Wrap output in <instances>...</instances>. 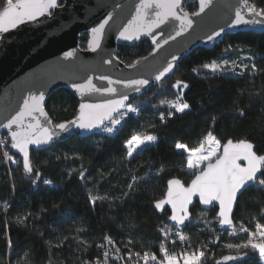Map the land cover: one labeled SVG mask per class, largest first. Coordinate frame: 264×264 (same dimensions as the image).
Returning <instances> with one entry per match:
<instances>
[{
    "label": "trees",
    "instance_id": "16d2710c",
    "mask_svg": "<svg viewBox=\"0 0 264 264\" xmlns=\"http://www.w3.org/2000/svg\"><path fill=\"white\" fill-rule=\"evenodd\" d=\"M251 2L264 7V0ZM184 10L195 12L197 2L185 0ZM87 40L88 33H82V47ZM152 48L150 40L144 38L133 45L120 44L117 56L130 64L148 55ZM250 56L252 60L247 59ZM225 59L248 64L249 68L212 73L202 67ZM252 63L260 71L253 73ZM178 80L188 87H173ZM178 95L190 105L183 113L161 103L175 101ZM128 103L139 112L129 113L112 134L98 129L88 136L74 134L44 149H32V174L24 172L22 158L12 151L11 156L21 163L10 161L7 165L0 149V264H83L97 257L102 263L106 249L98 245L105 243L106 234L121 247L125 258L129 248L133 253L157 250L164 239L159 228L172 223L169 209L158 211L154 202L165 195L170 178L178 177L188 184L194 176V170L186 166L187 153L177 149V143L196 147L212 132L222 143L230 138L248 139L264 151V31L227 33L211 49L195 48L181 59L172 75L153 81ZM45 107L57 124L76 116L79 100L69 89L60 88L50 94ZM160 114L165 117L163 121ZM136 133L154 135L156 141L129 159L126 140ZM81 170H86L84 180L79 176ZM36 171L40 178L34 185L30 177ZM133 175L143 179L124 198L122 193ZM45 180L52 184H45ZM89 193L111 199L98 200L93 206ZM194 205L191 222L183 231L189 238L188 247L207 245L203 264H264L258 252L249 249L237 253L225 247L228 242L247 239L248 233L239 231L241 223L249 231L264 224V191L249 187L238 198L235 234L231 235L233 230L218 228L215 206L204 209ZM27 213H31L28 220L18 223L17 218ZM78 228L84 230L77 232ZM128 240L132 244L125 248ZM228 254L242 259L223 261Z\"/></svg>",
    "mask_w": 264,
    "mask_h": 264
},
{
    "label": "snow or ice",
    "instance_id": "6c2138e0",
    "mask_svg": "<svg viewBox=\"0 0 264 264\" xmlns=\"http://www.w3.org/2000/svg\"><path fill=\"white\" fill-rule=\"evenodd\" d=\"M213 0H198V11L189 12L184 10L183 0H140L136 9V15L123 27L119 32V37L125 41L139 40L142 35L151 36L152 44L159 49L169 42V39H175L177 36L183 35L190 30L194 24L193 17L200 16L205 13L206 9L211 7ZM2 10H0V40H3V34L19 28L28 22L43 23L44 20L55 19L59 15L60 10H66L68 7L66 0H3ZM113 19L108 15L102 23L91 28V39L88 41V48L95 52L101 49V42L105 38L106 25ZM170 22H178V26L174 30V34L165 37L162 42L160 37L164 36L162 25H168ZM237 25H260L264 28V7H257L251 0H242L239 7L235 8L234 18L228 27ZM157 29H161L159 35H154ZM225 31L221 27L217 31H213L207 35V40L214 42L217 37ZM231 48V45L229 46ZM227 51V49H226ZM75 53L69 51L65 54L67 57H74ZM111 55V54H109ZM177 56L173 55L170 61H166L162 66L154 69L152 79L154 81L162 80L168 73L173 71L176 66ZM248 60L253 58L247 57ZM111 64L112 59L105 61ZM147 57L137 60L129 67H136L144 63L146 66ZM151 71V66H148ZM204 69L210 70L212 73L224 71L229 68L235 71L237 68L248 70V64H238L235 60H223L222 63L212 61L202 65ZM195 71V69H194ZM251 71L256 73L255 63L251 64ZM101 81H107L106 87H98L93 83V79L89 78L84 83H73L72 87L81 95V97L100 94L107 96L101 103H80L79 115L74 120L61 122L53 125L45 110V93L38 91V94L29 90L26 98L22 101V106L5 116L6 122H0V129H7L10 133L11 148L18 150L22 154V166L24 172L32 174L34 172L33 163L30 159V146L35 145L38 148L43 145H50L61 134L69 133L75 130L84 132H93L95 129H102L103 132L112 134L116 130V126L129 113H138V107L129 101V90L139 93L143 88L149 85V78H137L126 80H113L110 76L101 75ZM119 85L125 91H120ZM187 88L188 85L182 81H177L173 86L177 89ZM168 103L176 112L183 113L189 109L190 105L185 102L182 95H178L175 101H161ZM172 115V113H169ZM243 115V110H240ZM43 118V119H41ZM160 119H165L160 114ZM156 141V137L151 134H133L126 140V157L133 158V154L138 149L146 148ZM7 143L6 140L0 139V145ZM177 149L184 150L187 153L186 166L188 169L194 170V178L187 186L178 179L172 178L168 181V190L166 197L154 202V207L160 211L165 210L166 205H170L171 214L168 219L174 222L171 226L163 225L159 228L164 240L159 244V251L162 256L158 259L156 253L150 251L135 252L131 251L129 246L132 244L128 240L124 245L129 248L126 258L120 254L119 247H116V241L109 235L103 237L105 243L98 245L103 252L102 264H108L109 253L114 251L115 259L125 261V264H203L206 256L207 245L200 248L192 249L191 245L187 249L179 253L170 252L167 243L175 245L176 239L181 243H188L189 238L183 234L180 226H184L186 221H190V206L194 207V198L196 203L204 206H214L218 203L217 219L220 225H227L233 229L231 234H235V225L232 219L233 208L237 204L238 196L247 191L249 187H256L260 191H264V151L258 150L256 145L248 139H239L234 141L228 139L226 143H222L212 132H208L203 142L196 147L189 148L184 143H177ZM6 160L19 164L21 161L14 159L5 151L3 153ZM60 157L57 156V159ZM67 158V156L65 157ZM244 163H241V162ZM85 171L79 173L80 179L84 180ZM259 174V175H258ZM32 182L35 185L40 178V172L36 171ZM143 178L132 176V182L127 185V191L122 193V197L126 198L134 190V184L140 182ZM45 184L51 185L52 181L45 180ZM90 202L95 206L98 200H110L107 195H92L89 193ZM58 206V205H56ZM31 213H27L17 218V222L24 224ZM203 218V216H201ZM208 223V221H205ZM173 228L176 231L173 233ZM78 228L77 232L83 231ZM214 231V230H213ZM239 231L248 233L246 240L233 243L228 242L225 247L228 250H235L237 253L251 249L258 252L259 258L264 261V224H257L256 229L249 231L247 227L240 224ZM175 235L176 239H169ZM67 239V237H65ZM219 240V237H216ZM87 245L86 241H83ZM11 246V239H9ZM59 246V245H57ZM107 246H112L107 248ZM247 253L245 252V255ZM215 255L214 253L212 254ZM242 259L238 255H227L223 257V261H237ZM83 264H101V260L97 257L94 261H84ZM215 264H221L216 261Z\"/></svg>",
    "mask_w": 264,
    "mask_h": 264
},
{
    "label": "water",
    "instance_id": "95a60500",
    "mask_svg": "<svg viewBox=\"0 0 264 264\" xmlns=\"http://www.w3.org/2000/svg\"><path fill=\"white\" fill-rule=\"evenodd\" d=\"M195 1L197 2L196 11H198V0ZM66 3L68 5L66 10H60L59 15L55 19L44 20V18H40L44 21L43 23L28 22L9 33L3 34L4 38L0 40V122H6L5 116L9 113H14L15 110L22 106V101L26 98L29 90L36 94H38L37 90L43 91L45 93V102L52 92L60 88H66L78 97L79 105L80 103H101L105 99H108V97L100 94L81 97L72 87L73 83H84L89 78H92L93 83L98 87L108 86L107 81L98 79L101 75L110 76L113 80L149 78V85L139 93L129 90L130 101L135 96L142 95L150 87L154 81L152 79L154 69L162 66L166 61H170L173 55L178 57L175 61V65L177 66L181 59L195 48L205 47L211 49L227 33L264 31V28L260 25H237L235 27H228L227 25L234 18L235 8L241 5L242 0H213L212 6L206 9L205 13L193 17L195 22L190 30L181 36H177L174 40L169 39L167 44L156 49L155 45L152 44L151 36L142 35L139 40L133 41H125L119 37V32L136 15V9L140 0H66ZM108 15H111L113 19L106 25L105 38L101 42V49L93 52L88 48V41L91 39V28L102 23ZM177 26L178 22H170L168 25H162L164 36L160 37L161 42L165 37L174 34ZM221 27L225 29L221 36L217 37L214 42L208 41L207 35L219 30ZM160 31L161 29H157L154 35H159ZM84 32L88 33L86 47H82L80 44V37ZM144 38H148L153 47L148 55L137 58L130 64L125 63L117 56L118 46L120 44L133 45ZM69 51L75 53L74 57L66 58L65 54ZM144 57H147L146 64L151 66V71L144 63L134 68L129 67V65L134 64L137 60H141ZM107 59H112L113 62L108 64L105 62ZM176 66L165 77L172 75ZM117 87L120 91H125L119 85ZM45 110L47 111L46 107ZM78 115L79 108L76 116L69 120L76 119ZM48 116L53 125H55L56 123H54L49 112ZM97 130L95 129L89 133L74 129L69 133L61 134L53 143L64 141L74 134L88 136ZM2 133L7 134L11 140L10 133L7 129H0V139H2ZM50 145H43L39 148L35 145L30 146V159L32 149L41 150ZM10 149L22 158V154L18 150L11 148V144ZM241 163L244 162L242 161ZM180 180L183 182L182 179ZM168 181L165 195L160 199L166 197ZM188 184L184 183L185 186ZM195 203L196 198H194ZM200 206L204 209L213 207L201 204ZM214 206L217 208L218 214V203ZM236 206L237 204L234 206L232 213L235 227L234 214ZM165 208H168L171 214L170 205H166ZM188 222L186 221L184 226H180L181 229H184ZM171 223L173 224L174 222ZM218 228L221 230H233L229 226H222L219 223Z\"/></svg>",
    "mask_w": 264,
    "mask_h": 264
},
{
    "label": "built area",
    "instance_id": "2783aa9c",
    "mask_svg": "<svg viewBox=\"0 0 264 264\" xmlns=\"http://www.w3.org/2000/svg\"><path fill=\"white\" fill-rule=\"evenodd\" d=\"M190 1H192V0H190ZM2 135V134H1ZM2 139H4V140H10L9 139V136L7 135V134H5V135H2ZM0 149L3 151V153L6 151L7 153H8V155H10L11 156V149H10V147H8L7 148V143H5V144H3V145H0ZM5 162H6V164L7 165H9V163H10V161H8V160H6V158H5ZM176 231V229L175 228H173V233ZM182 231H183V229H182ZM183 234L184 235H186L185 233H184V231H183ZM187 236V235H186ZM170 240L171 239H176V237H175V235H173V236H171L170 238H169ZM164 240V239H163ZM162 242V241H161ZM160 242V243H161ZM116 247H119V245L116 243V245H115ZM112 246H107V248H111ZM167 247L169 248V251L170 252H176V253H179V252H181L182 250H184V249H187L188 248V245H187V243H181L178 239H176V243H175V245H173V244H171V243H167ZM199 248V247H198ZM119 249H120V254L121 255H123V251H122V249H121V247H119ZM192 249H196V248H192ZM152 252H154V253H156V255H157V257H158V259L162 256V254L160 253V251H159V247L157 248V250H154V251H152ZM127 256V255H126ZM102 264V263H101ZM108 264H125L123 261H121V260H116L115 259V253H114V251H110V253H109V260H108ZM141 264H142V262H141Z\"/></svg>",
    "mask_w": 264,
    "mask_h": 264
},
{
    "label": "rangeland",
    "instance_id": "374dc122",
    "mask_svg": "<svg viewBox=\"0 0 264 264\" xmlns=\"http://www.w3.org/2000/svg\"><path fill=\"white\" fill-rule=\"evenodd\" d=\"M227 60L232 61L231 59H227ZM213 61H216L217 63H222V62H223V60H222V61H219V62H218L217 60H213ZM203 140H204V139H203ZM203 140H202L200 143H202ZM200 143H199V144H200ZM138 150H140V149H138ZM138 150H137V151H138ZM228 255H230V254H228ZM231 255H233V254H231ZM225 256H227V255H225ZM222 259H223V257H222Z\"/></svg>",
    "mask_w": 264,
    "mask_h": 264
}]
</instances>
